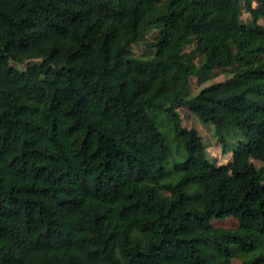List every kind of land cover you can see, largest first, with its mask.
Returning a JSON list of instances; mask_svg holds the SVG:
<instances>
[{
    "label": "trees",
    "instance_id": "1",
    "mask_svg": "<svg viewBox=\"0 0 264 264\" xmlns=\"http://www.w3.org/2000/svg\"><path fill=\"white\" fill-rule=\"evenodd\" d=\"M244 5L0 0V264H264V0ZM183 106L223 152L239 136L227 165Z\"/></svg>",
    "mask_w": 264,
    "mask_h": 264
},
{
    "label": "rangeland",
    "instance_id": "2",
    "mask_svg": "<svg viewBox=\"0 0 264 264\" xmlns=\"http://www.w3.org/2000/svg\"><path fill=\"white\" fill-rule=\"evenodd\" d=\"M253 5H257L255 1H253ZM243 13L241 16L242 23H248L251 20L250 14L246 11L244 0H242ZM156 36V30H153L145 35V41H152ZM194 49L193 42L188 43L183 48V53L186 55L187 59H191L196 63L200 62V54L192 53ZM132 52L136 56H149L152 54L150 50H148L144 44L133 45L131 48ZM238 64L233 66L216 69L213 71H209L202 77H191L187 83V88L190 94H197L202 88L215 83L222 82L232 74V71ZM25 68V65L23 66ZM177 110L180 113L182 119V125L188 129H196L199 135L202 137L203 144L205 146V150L207 153L208 159L213 162L217 166L227 165L232 158L233 148L236 144V140L239 138L238 135L230 134L228 135V144L226 151L223 152L221 148V143L215 133V129L213 124L211 123H202L196 117V115L190 111L186 106L178 107ZM254 164L257 167L262 166L263 164L258 160H253ZM169 167V165H166ZM212 225L216 228H236L238 226V222L233 217H228L224 219L214 218L212 220ZM244 255H236L232 258L231 264H242V259Z\"/></svg>",
    "mask_w": 264,
    "mask_h": 264
}]
</instances>
